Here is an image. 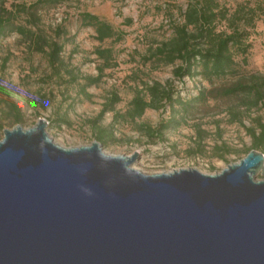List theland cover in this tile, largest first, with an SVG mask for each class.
I'll use <instances>...</instances> for the list:
<instances>
[{"label": "water", "instance_id": "1", "mask_svg": "<svg viewBox=\"0 0 264 264\" xmlns=\"http://www.w3.org/2000/svg\"><path fill=\"white\" fill-rule=\"evenodd\" d=\"M47 124L3 129L0 264H264L261 151L147 174L138 152L64 147Z\"/></svg>", "mask_w": 264, "mask_h": 264}, {"label": "rangeland", "instance_id": "2", "mask_svg": "<svg viewBox=\"0 0 264 264\" xmlns=\"http://www.w3.org/2000/svg\"><path fill=\"white\" fill-rule=\"evenodd\" d=\"M33 1L7 0L6 8L13 10V4H30ZM186 3L187 0H78L39 10V18L34 25L64 44L61 57L67 70L75 69L83 76H95L97 66L102 64L94 53L95 49L112 48L116 63L104 69L97 85L88 87L90 98L79 94V84L84 82L82 78L69 82V73L65 69H61V77L52 75L47 57L31 51L27 40L19 34L12 32L0 37V86L20 107L22 120L17 124L27 128L43 118L48 122L46 130L55 143L64 147L88 145L94 141L90 120L95 119L105 99L114 91L121 98L116 109L123 112L135 88H142L143 83L159 81L172 88L173 96L185 99L195 96L199 89L211 90L231 83L236 76L212 82L200 76L178 79L172 70L180 61L156 66L154 58L149 59L157 44L171 36L172 20H180L178 10H183ZM219 3L226 6L229 13L238 11L241 16H249L254 10L253 25L244 21L243 29L248 31L246 40L250 43L246 61L240 54L235 56V60L240 65V74H264V0H219ZM82 12L97 15L121 31L123 37L119 41L108 38L99 42L94 38L92 27L81 25ZM26 19L24 14L15 18L22 24ZM226 25L221 22L217 30L229 32L231 28ZM59 26L62 27L60 31ZM236 106L234 98H211L208 95L206 103L198 102L191 109L186 125L166 130L163 138L153 142L135 129L131 120L114 118L108 112L100 122L113 125L120 141L102 147L105 153L112 155L138 152L131 167L147 174L185 168H195L206 174L218 173L244 154H231L227 160H221L213 156L215 145L226 143L232 148L244 150L251 143L244 128L229 121L228 110ZM7 110L0 96V124L3 129L16 125ZM169 114L168 106L158 110L147 109L137 122L155 126ZM255 115L264 119V108L252 111V116ZM244 123L249 124L247 120ZM197 128L202 131L201 152H198ZM2 137L3 130H0V139ZM257 178L262 176L258 174Z\"/></svg>", "mask_w": 264, "mask_h": 264}, {"label": "trees", "instance_id": "3", "mask_svg": "<svg viewBox=\"0 0 264 264\" xmlns=\"http://www.w3.org/2000/svg\"><path fill=\"white\" fill-rule=\"evenodd\" d=\"M69 1L78 0H34L30 4H13L15 8L12 10L6 8L7 0H0V37L12 32L19 34L27 40L31 51L47 57L52 75L61 77V69H65L69 73V82H77L79 78H82L84 82L79 84V94L90 98L91 94L87 92L88 87L97 85L104 75V69L116 63L112 48H96L94 53L102 60V64L97 66L95 76H83L75 69L67 70V65L61 57L64 44L50 38L46 31L34 25L39 18L37 14L39 10ZM178 11L180 20H172L171 36L157 44L149 59L154 58L156 66L175 64L176 61H180L172 70L173 75L178 79L200 76L207 82H212L214 79L227 76H236V78L229 84L213 87L211 90L199 89L195 96L188 99L173 96L172 88L159 81L143 83L142 88H135L123 112L116 109V104L121 98L114 91L105 99L95 119L90 120L92 137L102 146L120 141L113 125H104L100 122L106 113L111 112L114 118L122 117L131 120L135 129L148 141L159 140L163 138L166 130L186 125L187 116L194 105L198 102L206 103L209 95L211 98H234L237 101L236 108L228 110L229 121L242 126L251 140L250 146L244 150L232 148L226 143L215 145L213 156L227 160L228 155H239L242 152L245 156L252 149L264 154V119L260 115L252 116V111L264 108V74H240V65L235 60V56L240 54L243 61H246L250 43L246 40L249 33L243 28L246 23L253 25L254 10H251L249 16H241L238 11L229 13L228 8L221 5L219 0H187L186 7L183 10L179 8ZM19 14L27 16L24 24L16 22L15 18ZM80 18L82 26L93 28L94 38L99 42L108 38L119 41L124 35L110 23L90 12H82ZM223 21L227 24V28H231L229 32L217 30L218 24ZM58 29L60 31L62 27L59 26ZM0 96L13 122L16 124L21 122L20 107L3 91L1 86ZM165 106L169 107L170 114L168 118L161 119L155 126L137 122L147 109L158 110ZM246 120L248 125L244 123ZM0 130H3L1 124ZM201 133L202 131L197 128L198 152H201L202 148Z\"/></svg>", "mask_w": 264, "mask_h": 264}]
</instances>
